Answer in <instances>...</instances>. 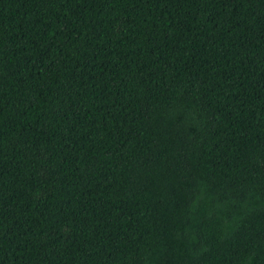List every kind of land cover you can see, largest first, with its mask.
<instances>
[{
	"label": "trees",
	"instance_id": "obj_1",
	"mask_svg": "<svg viewBox=\"0 0 264 264\" xmlns=\"http://www.w3.org/2000/svg\"><path fill=\"white\" fill-rule=\"evenodd\" d=\"M0 264H264V0H0Z\"/></svg>",
	"mask_w": 264,
	"mask_h": 264
}]
</instances>
